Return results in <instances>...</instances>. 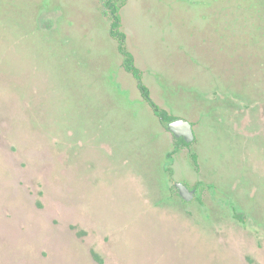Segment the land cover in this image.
Here are the masks:
<instances>
[{"label":"rangeland","instance_id":"1","mask_svg":"<svg viewBox=\"0 0 264 264\" xmlns=\"http://www.w3.org/2000/svg\"><path fill=\"white\" fill-rule=\"evenodd\" d=\"M103 11L0 0V264H264V0H124L171 161Z\"/></svg>","mask_w":264,"mask_h":264},{"label":"trees","instance_id":"2","mask_svg":"<svg viewBox=\"0 0 264 264\" xmlns=\"http://www.w3.org/2000/svg\"><path fill=\"white\" fill-rule=\"evenodd\" d=\"M106 5H109L111 11L114 12V17L111 21L110 34L117 37L118 50L123 55V64L125 69L132 74V76L137 81V88L141 94L142 101L151 109L154 115L162 121V124L168 121L173 120L175 117L171 115L168 111L163 109L159 104H157L151 97L150 90L148 86L142 80V73L140 69L135 65L134 56L126 48L125 33L119 30V16L116 11L118 7L115 4V1L106 0ZM191 157L196 162L197 156L195 153L191 154ZM234 217L237 218L240 222H243V216L239 212H234ZM96 256V255H95Z\"/></svg>","mask_w":264,"mask_h":264},{"label":"flooded vegetation","instance_id":"3","mask_svg":"<svg viewBox=\"0 0 264 264\" xmlns=\"http://www.w3.org/2000/svg\"><path fill=\"white\" fill-rule=\"evenodd\" d=\"M115 1V4H116V6L118 7V10L116 11V13H117V15L119 16V18H120V20H119V30H121V17H120V13H119V11H120V8H121V6L123 5V3H124V0H112V2H114ZM100 2H101V6L104 8V11H103V14L110 20V23H109V34H110V27H111V21H112V18L114 17V12H112L111 11V8H110V6L109 5H106V0H100ZM122 31V30H121ZM111 35V34H110ZM111 37L112 38H114V40L116 41V43H117V51L119 52V50H118V42H117V37L116 36H113V35H111ZM125 37H126V35H125ZM126 39V38H125ZM119 54L123 57V55L119 52ZM123 59H124V57H123ZM136 65V64H135ZM122 67H123V69H124V71H126V72H128L126 69H125V66H124V64H123V61H122ZM129 73V72H128ZM129 74H131V73H129ZM131 76H132V74H131ZM150 109V108H149ZM151 110V109H150ZM152 112V111H151ZM152 114H153V112H152ZM154 115V114H153ZM154 116H156V115H154ZM175 117V116H174ZM175 118H177V117H175ZM159 122H161L162 123V121H159ZM169 122V121H168ZM166 124H167V122H165ZM172 136V135H171ZM172 139H173V145H172V150L170 151V152H167L166 153V156H167V159L169 160V161H171L172 160V156L179 150V149H183V148H190V146H191V144L192 143H194V142H192V143H189V144H187V143H185L184 141H183V139L180 137V138H174L173 136H172ZM192 153H194V152H190V160H191V163H192V165H193V167H194V169L196 170V171H198L199 170V166H198V157H197V159H196V162H194V159L191 157V154ZM196 154V153H195ZM196 156H197V154H196ZM167 172L168 173H171V170L170 169H168L167 170ZM176 182H181V181H175V182H172L171 183V187L169 188V191L170 192H172L176 197H179L178 196V191H177V189H176V187H175V184H176ZM184 184H186L190 189H194L195 190V195H194V198L192 199V200H197V201H199V200H201V196H202V191H204L205 189H206V185L205 184H203V183H197L196 185H192V186H190V185H188L187 183H185V182H183ZM182 200V199H181ZM191 200V201H192ZM184 201V200H183ZM186 202V201H185Z\"/></svg>","mask_w":264,"mask_h":264},{"label":"water","instance_id":"4","mask_svg":"<svg viewBox=\"0 0 264 264\" xmlns=\"http://www.w3.org/2000/svg\"><path fill=\"white\" fill-rule=\"evenodd\" d=\"M166 129L174 138H182L187 144L192 143L195 139V134L192 124L183 118L177 117L167 122ZM175 187L178 191V196L188 202L194 198L195 190L190 189L183 182H176Z\"/></svg>","mask_w":264,"mask_h":264}]
</instances>
